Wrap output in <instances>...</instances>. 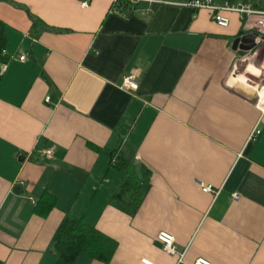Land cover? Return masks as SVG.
Here are the masks:
<instances>
[{
    "label": "crops",
    "instance_id": "crops-1",
    "mask_svg": "<svg viewBox=\"0 0 264 264\" xmlns=\"http://www.w3.org/2000/svg\"><path fill=\"white\" fill-rule=\"evenodd\" d=\"M188 3L0 0L1 264H55L67 215L117 241L114 264H264V109L234 48L242 20ZM127 175L145 182L135 204L115 200Z\"/></svg>",
    "mask_w": 264,
    "mask_h": 264
},
{
    "label": "trees",
    "instance_id": "trees-1",
    "mask_svg": "<svg viewBox=\"0 0 264 264\" xmlns=\"http://www.w3.org/2000/svg\"><path fill=\"white\" fill-rule=\"evenodd\" d=\"M244 1H252L255 7H264V0ZM115 4L129 6L132 5V2L121 0ZM241 33L243 34V31ZM5 45L6 38L0 27V56L4 52ZM115 157L116 159L112 161L113 164L122 170H126L128 165L127 161L116 156V154L114 158ZM144 184V181L127 175L119 191L115 195V200L120 202L130 197L132 199V204L139 202L144 194ZM55 205L56 197L51 193H47L40 198L36 209L39 210V212L47 213ZM50 248L56 258L55 264H73L76 258L82 253H87L104 264H114L113 257L118 248V243L115 239L99 231L94 225L89 224L85 219L67 215L56 230Z\"/></svg>",
    "mask_w": 264,
    "mask_h": 264
},
{
    "label": "built area",
    "instance_id": "built-area-1",
    "mask_svg": "<svg viewBox=\"0 0 264 264\" xmlns=\"http://www.w3.org/2000/svg\"><path fill=\"white\" fill-rule=\"evenodd\" d=\"M114 3L119 2L121 0H112ZM132 3H136L139 1L149 2L151 4L161 3L162 0H128ZM90 0H82V5L87 6ZM263 3V2H262ZM190 6L196 9H205L211 13L212 19L221 27H228L230 24V18L228 17V13L235 12L239 14L242 20V31L243 34H249L253 38V42L255 47L249 52L244 59H248L249 61L256 57L261 50L264 48V7H255L252 1H244V0H189L188 3ZM263 5V4H261ZM243 58V57H242ZM26 56L21 55L20 60H25ZM251 64V62H250ZM248 65L249 70H253L254 74H256V83L258 85L257 88V96L258 103L261 104V108L264 109V58L262 59L261 64L259 66H255L254 64ZM250 66V67H249ZM122 86L127 89H137L138 81L137 77L133 75L125 76L123 78ZM49 99V98H48ZM259 131H256L255 134L251 136V139H254V136L258 134ZM46 157H51L52 150L48 149L44 152ZM202 190L204 192H213L216 193V190L211 185H205L199 183ZM234 200H238L240 195L238 193H234L232 195ZM157 240L161 242L162 249L164 252L168 254L176 253L175 246V237L168 232H160L157 236ZM144 264H153L149 260H143ZM192 264H212L208 259L205 258H197Z\"/></svg>",
    "mask_w": 264,
    "mask_h": 264
},
{
    "label": "water",
    "instance_id": "water-1",
    "mask_svg": "<svg viewBox=\"0 0 264 264\" xmlns=\"http://www.w3.org/2000/svg\"><path fill=\"white\" fill-rule=\"evenodd\" d=\"M254 47L253 38L249 34H242L234 44V48L237 50L240 57L247 56Z\"/></svg>",
    "mask_w": 264,
    "mask_h": 264
},
{
    "label": "rangeland",
    "instance_id": "rangeland-1",
    "mask_svg": "<svg viewBox=\"0 0 264 264\" xmlns=\"http://www.w3.org/2000/svg\"><path fill=\"white\" fill-rule=\"evenodd\" d=\"M239 1H240V0H239ZM227 15H228V17L230 18V21L233 19L234 16H236V17H238V19H240L239 14H237V13H236V14H235V13H228ZM239 21H240V20H239ZM263 58H264V48L261 50V52H260L256 57H253L250 61L248 60V61H247V65H248V62H249V63L251 62L250 65L254 64L255 66H259V64H261ZM249 67H250V66H249ZM236 75H237V76L240 75V70H239V69L237 70ZM248 85H249V88L251 87V89L254 88V85H256L257 88H258V85H257L256 82H255V84H254V83H249ZM252 87H253V88H252Z\"/></svg>",
    "mask_w": 264,
    "mask_h": 264
}]
</instances>
